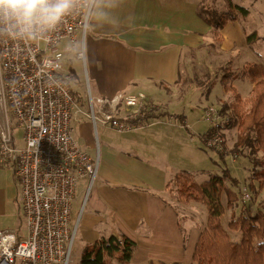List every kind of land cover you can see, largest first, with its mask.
<instances>
[{"label": "crops", "instance_id": "1", "mask_svg": "<svg viewBox=\"0 0 264 264\" xmlns=\"http://www.w3.org/2000/svg\"><path fill=\"white\" fill-rule=\"evenodd\" d=\"M200 1L96 0L88 40L95 45L96 41L110 42L107 51L115 54L121 64L126 63V70L120 81L105 84L99 81L97 73L104 61L93 56L86 66L90 79L95 81V99L142 91L148 104L153 101L171 107V96L179 97L185 93L182 91H190L191 83L187 87H180L179 83L188 82L190 77L186 74L191 70V57L193 53H197L196 56L204 53L210 34L209 24L197 13ZM84 58L87 62L86 51ZM152 106L147 111L157 114L156 105ZM168 112L131 129L139 132L136 134L138 142L128 145L131 152L121 150L118 153L109 146L103 147V162L89 197V219L83 236H80L81 242L85 244L101 236L122 234L135 243L132 257L126 264H191L195 244L204 226L196 224L194 207L189 206L192 201H178L173 185L165 188L177 172L170 147L164 148L169 143V136L174 139L175 132V118L170 116L173 111L169 109ZM145 149L155 151L156 157L143 156ZM147 153L153 155L150 151ZM252 183L256 187L251 207L255 211L263 210L264 188L259 190L256 180ZM18 193L12 169L0 165V231L9 229L23 233L18 228ZM182 217L189 218L185 228L180 225ZM98 225L100 229L97 230ZM111 264L120 263L112 260Z\"/></svg>", "mask_w": 264, "mask_h": 264}, {"label": "built area", "instance_id": "2", "mask_svg": "<svg viewBox=\"0 0 264 264\" xmlns=\"http://www.w3.org/2000/svg\"><path fill=\"white\" fill-rule=\"evenodd\" d=\"M95 0H75L53 26L23 30L0 18V165L12 169L18 186L24 232L0 231V264H69L78 228L72 206L80 181L87 191L97 176L96 157L78 145L73 118L83 113L64 71L62 43L83 39ZM83 57L82 51L75 53ZM84 113L121 132L151 109L142 91L118 93L109 99L89 97ZM217 109L208 107L204 120L215 132L207 147L224 151ZM235 158L233 157V160ZM240 198L248 200L245 187Z\"/></svg>", "mask_w": 264, "mask_h": 264}, {"label": "rangeland", "instance_id": "3", "mask_svg": "<svg viewBox=\"0 0 264 264\" xmlns=\"http://www.w3.org/2000/svg\"><path fill=\"white\" fill-rule=\"evenodd\" d=\"M232 1L248 8L249 14L238 18L236 21L229 22L228 26L222 29L224 31L223 34L219 32L218 39L209 34L208 44L202 55L196 56L197 53H193L190 64L191 70L189 74H186V77L190 78L188 82L184 81L185 84H183V81L179 83L180 87H187L191 83L189 85L191 86L190 91L188 89L182 91L185 93L179 97L176 95L171 96L170 103L173 104L171 107L167 104H155L153 101H150L151 104L149 102V105H156L154 108L157 107V114L165 112L166 115L169 113L168 110L171 109L173 115L184 118L185 123H182L183 121H181L180 117H174V139L169 136V143L164 146V148L170 147L172 151L174 169L176 171L180 169L191 171L197 182L206 180L210 174L220 175L227 169L230 177L237 179L236 185H232L230 180H226L227 186L238 195L237 211L234 208V215H246L255 211L251 205L254 198L253 190H255L256 185L252 183V180H254L253 165L248 156V150L246 148L241 151L232 150L237 134V119L233 115L232 105L235 103V96L239 95L243 102V109H245V102L251 95L253 84L246 76V68L253 63L264 66V0ZM95 2L96 0L93 7L95 6ZM208 2L211 6L218 9L217 12H223L227 5V0H208ZM254 32L256 36L252 37L250 42H248L246 36L251 37V34ZM88 33L89 31L86 32L83 39L79 38L73 43L74 48L68 47L69 42L67 41L63 42L62 46L63 49L65 48L64 71L69 76V85L79 102V107L83 111V113H76L74 115L72 122L74 138L88 155L96 157L97 150L99 151L98 171L104 158L103 147L109 146L113 151L118 153L122 152L121 150L131 152L128 149L130 148L128 145L138 142L136 134L139 133L134 130L131 131V129L141 125H135V127H131L130 129L117 132L113 128L104 126L98 122L96 128H94L84 114L89 111V97L96 98L93 90L95 81L90 79L86 66V64L90 63L92 57L99 56L104 61V66L97 73L99 81L105 84L120 81L126 70V63L121 64L115 54L107 51L106 46L111 44L110 42L96 41V45L91 44L88 40ZM77 51H82L83 54L86 51L87 62L84 56L76 57L75 53ZM91 69L92 67L90 66V72ZM183 76L184 74L182 73V79ZM200 86H202L201 92L198 91ZM171 92L178 91L172 90ZM211 106L217 109V117L214 121L219 124V132H221L224 151L220 152L224 154L223 159L220 158L219 151L207 147L199 138V135L212 127L203 118V112ZM132 149L137 152L139 151L138 149ZM145 150V155L143 156L156 157L154 155L155 151ZM148 151L152 152L153 155H149ZM233 157L235 158L234 160ZM95 180L88 191L87 186H85L86 183H83V181H80L78 185L76 198L72 206V217L73 222L78 217L79 220L69 264H80V253L84 247L80 236H83V230L87 227L90 210L89 197L92 193ZM242 187H245L250 195L248 200L240 198V189ZM256 195L258 198V194ZM262 197V202H264V194ZM222 201L223 203L225 202L224 196ZM189 206L194 207L193 214L198 220L196 221L198 227L200 224L205 226L203 223L207 217L205 205L193 201ZM253 206L256 207V204L254 203ZM17 216H19L18 228L21 232H24V224L19 207L17 209ZM230 216V210L226 209L221 219L222 225L229 233L231 239L238 242L241 238V233L239 230H232L228 227ZM188 220L189 218L187 217L180 219L182 228L187 226ZM107 224H110V220L107 221ZM95 228L97 230L100 229L99 225Z\"/></svg>", "mask_w": 264, "mask_h": 264}, {"label": "trees", "instance_id": "4", "mask_svg": "<svg viewBox=\"0 0 264 264\" xmlns=\"http://www.w3.org/2000/svg\"><path fill=\"white\" fill-rule=\"evenodd\" d=\"M217 10L208 0H201L197 6L198 15L209 24L211 36L217 39L219 32L229 22L249 14L248 8L232 0H227L223 12ZM255 36L254 32L251 37L246 36V39L250 42ZM246 76L253 85L251 95L245 102V109L239 95L235 96L236 100L232 105L233 115L237 119V134L232 150L241 151L245 148L248 150L253 165V179L257 181V187L261 190L264 188V66L256 63L249 65L246 68ZM159 115H165V112L156 114L154 111H145L141 118L132 120L131 124L142 125ZM170 116L180 117L173 114ZM180 119L185 123L183 117ZM213 132L215 130L209 128L199 135V138L205 143ZM219 155L223 159L224 154L220 152ZM226 180H230L232 185L237 184V179L230 177L227 169L220 175L210 174L202 182H197L191 171L182 169L165 184V188L173 185L178 201L200 202L207 210L206 223L195 244L191 264H264V211L258 209L254 213L234 215L238 195L227 186ZM226 209L231 213L228 227L241 233L238 242L231 239L222 225L221 219ZM184 238L186 240L187 234ZM134 248V241L122 234L101 236L84 244L80 253V264H111L112 260L126 264L130 261Z\"/></svg>", "mask_w": 264, "mask_h": 264}, {"label": "clouds", "instance_id": "5", "mask_svg": "<svg viewBox=\"0 0 264 264\" xmlns=\"http://www.w3.org/2000/svg\"><path fill=\"white\" fill-rule=\"evenodd\" d=\"M75 0H0V18L14 20L23 30L53 26L69 12Z\"/></svg>", "mask_w": 264, "mask_h": 264}]
</instances>
